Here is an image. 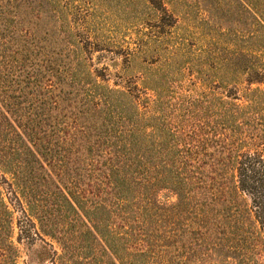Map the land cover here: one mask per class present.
Instances as JSON below:
<instances>
[{
	"label": "trees",
	"instance_id": "obj_1",
	"mask_svg": "<svg viewBox=\"0 0 264 264\" xmlns=\"http://www.w3.org/2000/svg\"><path fill=\"white\" fill-rule=\"evenodd\" d=\"M145 1L158 34L121 46L109 83L89 64L67 81V0H0V264H56L40 234L64 204L67 264H264V0H228L196 50L170 31L194 0ZM149 48L153 66L129 72Z\"/></svg>",
	"mask_w": 264,
	"mask_h": 264
},
{
	"label": "rangeland",
	"instance_id": "obj_2",
	"mask_svg": "<svg viewBox=\"0 0 264 264\" xmlns=\"http://www.w3.org/2000/svg\"><path fill=\"white\" fill-rule=\"evenodd\" d=\"M217 0H194L195 7H183L181 10L185 12L184 23L191 22L197 28L191 29L193 33H189L184 28L183 21H179L170 31H172V36L182 38L188 37L189 41L195 43L193 49L206 48L211 45L213 38L218 36V32L212 33L209 27H212L216 20H220L222 25L228 21V0H221L220 7ZM156 14L152 10L145 0H67V72L73 68L71 75H67V81H88L92 76H85L77 74L79 69H82L86 64H89L91 69L95 68L99 70L100 68L107 66L109 73L106 78L109 83H112L117 79L116 73L118 71L125 72L126 62L121 54V46H128L133 48L134 43L137 38H141L143 29L149 30L147 33L151 35L158 34V28L145 27V20H150L156 17ZM206 17L208 19V24L199 21L198 17ZM195 17V20L192 18ZM186 18V19H185ZM214 18V19H213ZM236 18V16L234 17ZM215 20V21H214ZM206 21V20H204ZM80 24V25H79ZM45 23L39 20L38 29L39 36H41V30ZM70 26L78 29L79 36L83 38H88L90 44H78L76 42V37L73 36V30H70ZM78 35V34H77ZM211 35L213 38H211ZM194 38V40H192ZM143 42L147 43V37L144 36ZM170 45L175 43V39H168L167 41ZM149 44V43H147ZM151 49V50H149ZM142 54L143 58L139 57L131 63L132 66L129 72L135 70V72H143L145 68H150L157 57V51L149 48ZM149 50V51H148ZM90 57L85 59L86 54ZM90 53V54H89ZM41 48L39 57L41 58ZM53 60V67L56 65L54 60L55 55L51 56ZM56 67V66H55ZM133 69V70H132ZM191 69V68H190ZM189 69V72L191 70ZM99 72V71H98ZM119 74V73H117ZM43 146H48V144H43ZM55 170V169H54ZM56 171V170H55ZM54 171V172H55ZM7 180L10 179L9 175L4 174ZM1 179V178H0ZM62 184L67 188V177H62ZM2 193L5 198L9 200V207L12 210L13 223H15L14 235H17L18 229L16 224L23 221V216L18 207L15 206L6 185H1ZM36 224V220H33ZM51 223L52 232H54V238H50L48 235L40 234L41 237L52 244L53 248L56 250V257L54 263L56 264H67L70 260L69 248H67V236H70V226L67 223V204H64L63 208H53L51 217L49 220ZM32 246V250L38 254L40 251H44L41 248L42 242L36 240ZM20 249V258L22 261L25 256V246L23 243L18 244ZM84 254V255H83ZM83 256H85L83 250ZM44 255V253H43ZM78 259V258H74ZM81 261V259H78ZM41 264H52L51 261L47 260L45 262L41 261Z\"/></svg>",
	"mask_w": 264,
	"mask_h": 264
}]
</instances>
